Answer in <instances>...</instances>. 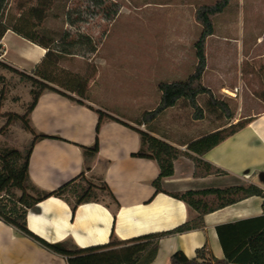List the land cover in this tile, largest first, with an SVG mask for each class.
<instances>
[{"label": "crops", "instance_id": "1", "mask_svg": "<svg viewBox=\"0 0 264 264\" xmlns=\"http://www.w3.org/2000/svg\"><path fill=\"white\" fill-rule=\"evenodd\" d=\"M0 44V59L25 72L45 53V48L10 29L4 32ZM96 109L112 116L103 119L98 131ZM28 117L36 132L54 136L37 139L31 147L27 171L37 187L53 190L76 177L83 171L79 146L89 145L97 137L98 151L89 170L102 163L100 173L116 200V203L82 202L73 212L59 197L48 196L35 202L26 210L25 223L33 234L47 242H66L70 248H83L107 242L111 233L118 239H127L169 230L198 215L197 210L170 193L234 185L257 186L262 196L251 195L221 207H217L220 199L213 194L198 196L201 207L213 208L202 215V225L161 237L156 256L149 263L170 264V255L177 250L191 258L197 248L205 245V260L213 264L208 256L223 258L216 226L264 213V107L241 117L239 120L245 121L243 127L199 156L220 170L205 175H194V162L188 156L194 153L187 149V144L224 126L185 141L172 140L149 124L151 135L180 151L173 160V173L160 180L162 191H156L152 185L158 176L155 161L133 155L140 146L135 126L104 108L75 103L57 92L43 91ZM0 264H66V260L0 220Z\"/></svg>", "mask_w": 264, "mask_h": 264}, {"label": "rangeland", "instance_id": "2", "mask_svg": "<svg viewBox=\"0 0 264 264\" xmlns=\"http://www.w3.org/2000/svg\"><path fill=\"white\" fill-rule=\"evenodd\" d=\"M20 1L25 7L35 3L10 0L9 14H18L16 3ZM215 1L51 0L41 27L51 34L79 32L90 42L75 46L76 54L63 57L55 69L58 81L66 72L86 78L84 98L59 83L49 86L143 130L145 125L137 120L143 110L156 108L158 83L183 80L193 72L194 43L202 30L196 10ZM211 22L213 33L205 39L201 82L229 108L232 117L227 119L221 109L209 106L205 94L197 96L200 118L186 101L179 100L148 122L172 140L186 141L216 127H227L264 107V0H229L221 12L211 16ZM31 89L38 90V86L0 63V160L5 150L22 151L32 139L24 116ZM101 168L98 163L84 177L97 184ZM12 192L0 196L17 200L28 190L14 188Z\"/></svg>", "mask_w": 264, "mask_h": 264}, {"label": "trees", "instance_id": "3", "mask_svg": "<svg viewBox=\"0 0 264 264\" xmlns=\"http://www.w3.org/2000/svg\"><path fill=\"white\" fill-rule=\"evenodd\" d=\"M229 0H216L213 4L202 5L196 10L195 18L201 24L202 30L194 43L196 63L192 73L183 80L171 82H159L158 90L160 98L156 108L142 112L139 124H145V129H135L139 135L140 146L134 156L153 159L158 167V176L152 181L156 191H162L160 180L162 177L173 173V160L179 154V150L164 141L151 135L148 130V122L152 121L165 109L173 107L179 100H184L194 109L195 117H201V107L197 103V96L205 94L207 104L213 108H219L227 119L232 117L229 108L213 95L210 88L201 82L202 73L206 65L205 39L213 33L211 16L221 12ZM10 0H0V39L7 29L12 30L24 39L45 48L41 60L26 73L0 60L4 66L12 67L22 73L24 78L31 84H36L38 90H30L31 100L25 113V128L30 129L32 139L22 150H5L4 158L0 160V193L12 195V189L28 190L27 194L21 195L17 200L3 199L0 196V220L12 226L17 232L35 240L47 250L65 257L66 264H149L156 256L157 243L161 237L173 233L187 231L202 225V215L213 208L201 207V199L198 196L213 194L220 199L217 207L236 202L251 195H263L260 188L253 184L234 185L227 188H208L203 190H188L183 193H170L173 197L184 200L192 208L198 211V215L191 221L177 225L176 227L158 232L141 234L127 239H118L110 234L109 240L102 244L88 247L70 248L66 242H47L33 234L26 226L25 214L28 207L35 202L48 197L55 196L65 200L71 211L82 202L102 201L107 197L116 203L115 197L105 183L103 176L98 175V183L91 182L84 177V172L90 169V163L97 154V137L89 145H80L83 158V171L76 177L63 183L53 190H43L37 187L29 178L27 166L28 156L35 140L46 137H54L44 133L36 132L29 122V112L33 108L37 97L43 91H54L66 96L75 103L83 104L62 91L49 86L48 83H59L64 90L73 92L84 98L87 79L75 73L66 72L62 80L58 81L55 75L58 62L65 56L76 54L75 46L89 44L90 38L79 32L72 33L64 30L57 34H51L41 27L51 0H35V3L25 7L22 1L16 3L18 14H9ZM94 50V48H93ZM1 44H0V54ZM98 121L96 131L104 118H111L105 112L96 109ZM244 120H239L227 127L202 135L187 144V149L194 155L188 156L194 162V175H205L218 173L220 170L203 162L199 156L215 146L224 138L235 133L243 127ZM6 157V158H5ZM264 204V203H263ZM216 233L222 248L223 258L216 259L211 255L208 260L213 264L244 263L264 264V213L233 222L222 223L216 226ZM207 252L205 245L195 250V256L188 258L181 250L170 255V264H209L205 260Z\"/></svg>", "mask_w": 264, "mask_h": 264}]
</instances>
